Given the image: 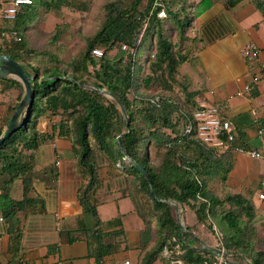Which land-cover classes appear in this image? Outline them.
<instances>
[{
  "label": "crops",
  "instance_id": "0c3cea01",
  "mask_svg": "<svg viewBox=\"0 0 264 264\" xmlns=\"http://www.w3.org/2000/svg\"><path fill=\"white\" fill-rule=\"evenodd\" d=\"M87 1L42 6L40 28L55 30L60 24L57 15L71 12L81 24ZM190 1L193 16L187 37L175 41L180 62L173 87L196 105L215 107L230 119L236 127L237 146L264 153V14L253 0L234 5L230 0H209L210 5L203 9L198 6L201 0ZM8 2L0 0L3 6ZM14 25V20L0 15V33ZM248 42L259 47L253 60L245 56ZM23 95L24 89L18 85L0 93L3 131ZM42 104L46 112L40 115L39 129L53 136L18 155L16 164L29 163L31 170L11 175L10 170L17 171L15 166L0 156V215L4 217L0 220V264H96L101 238L103 264H125L126 260L142 264L144 253L157 244L162 232L158 221L151 222L146 216L148 203L128 187V174L117 166H104L99 172L101 183L91 193L97 217L87 212L79 198L84 178L73 143L56 129L62 109L55 105L53 94L44 96ZM229 154V173L224 180L214 178L208 188L222 199L234 194L248 198L254 205L255 221L263 223L264 161L239 150ZM178 204L182 223L195 240L193 247H220L219 237L198 221L196 211ZM61 210L68 215L58 219ZM146 221L152 226L147 243ZM153 264L166 262L158 256Z\"/></svg>",
  "mask_w": 264,
  "mask_h": 264
},
{
  "label": "trees",
  "instance_id": "16d2710c",
  "mask_svg": "<svg viewBox=\"0 0 264 264\" xmlns=\"http://www.w3.org/2000/svg\"><path fill=\"white\" fill-rule=\"evenodd\" d=\"M175 1L164 0L165 10L166 13L174 17L177 26L181 28L178 38V41H181L187 37L186 31L191 24L193 14L191 13L192 16L183 20L178 15L180 12L172 10L170 4ZM177 1L186 2V0ZM239 1L230 0V5ZM253 1L264 14V0ZM145 2V10L140 11V7ZM153 2L154 0H132L129 5L122 1L110 4L103 27L89 39L88 50L82 66L86 73L90 68L95 70L92 76L96 81V88L107 89L122 100L128 112L129 130L126 128L118 103L114 99L107 98L97 89L81 86L79 83L82 82L79 76L71 75L77 82L70 78H62L59 71H51L50 74L39 77V71L36 69L33 80L35 100L29 117L21 128L0 144V156L8 164L12 163V166H15L16 172H12L8 168L11 175L31 170L33 165L30 167L29 163L16 164V162H20L18 155L23 149L36 148L41 142L53 136L48 132L40 131L39 121L36 120L38 111L40 115L46 112V108L41 106L42 99L44 96L53 94L54 103L62 109L63 115L56 125L58 134L67 136L72 141L82 175L88 176V183L83 185L79 191L81 204L87 212L97 217L96 203L91 198V193L99 185L96 180L94 164L91 161L92 139L114 162L119 160L123 163L126 162L125 153L120 148L122 147L128 156L142 164L150 174L155 193L152 192L151 185L144 174L137 169L133 162L129 167L122 166L123 170L128 171L129 168L136 174L139 190L142 193L147 192L152 198L153 205L150 208L154 210L152 216H155L164 230V234L160 235L157 244L144 253L142 264H153L161 250L169 242L171 246H177L183 251L181 256L185 264H213L217 260L209 252L193 247L195 240L191 239V233L181 231L176 211L166 200H176L184 208L186 206L193 208L199 222L209 223L210 219L213 225L216 224L219 229L216 227L217 230L214 228V231L219 237L220 247L223 246L232 253V264H247L245 256L250 258L251 264H264V250L254 251L253 249L252 242L255 234L253 222L256 217L253 203L241 194L230 195L222 199L208 188L214 178L221 177L224 180L229 173L231 168L229 151L233 150L222 152L219 147L201 143L199 138L193 134L180 139L183 124L187 123L188 119L193 116V110L199 108L200 105H196L189 96L179 93L173 87L174 73L180 60L176 51L177 43L172 42L165 31L167 26L164 17H159L158 12L150 17L135 57L122 49L123 44L136 45ZM209 5V0H201L198 3L202 9ZM2 6L0 5V9ZM182 6L181 9L185 11L186 8L184 5ZM20 10L21 8L16 18L12 19L15 21V25L8 30L16 31V36L20 39L0 35V54H8L18 61H23L26 58L24 48L27 43L23 41L20 29L32 18L30 15L22 14ZM0 30L2 29L0 28ZM148 36H150L149 41H147ZM147 46L150 50L148 56L144 60L140 59L141 51L145 50ZM94 48H101L104 55L95 58L91 55ZM114 49L117 51L112 55L111 52ZM23 65L28 74L32 75L27 66ZM146 69H149L151 73L146 75ZM145 75L146 78L143 77ZM155 79L166 80L167 86L164 89L146 90L143 93L141 84L145 81V85H148ZM0 82L4 84L1 90L9 89L15 85L24 89L21 81L12 77H0ZM157 95L160 96L159 104L149 105L147 100ZM138 102L146 104L141 110L145 114V118L149 119L150 123L148 124L158 123L157 128L147 132L148 135H146V127H136L134 108L139 109V107H135ZM18 104L19 102L15 104L14 108ZM148 107L150 110H147ZM69 111L71 115L68 114ZM3 132L1 127L0 136ZM119 136L121 145L117 143ZM74 137L78 140L77 142ZM234 143L236 145V141ZM152 144L158 147L160 153L151 152ZM161 149L164 152L162 155ZM221 207L224 209L220 214ZM150 209L146 208V216ZM241 214L244 215L245 223L240 220ZM219 219L225 222L218 224ZM213 225L209 224L208 227L211 229ZM150 236H152L151 222L146 221V243ZM100 237L99 235L98 238ZM103 244L102 238L100 241L98 240V250L95 253L96 264H103Z\"/></svg>",
  "mask_w": 264,
  "mask_h": 264
},
{
  "label": "rangeland",
  "instance_id": "374dc122",
  "mask_svg": "<svg viewBox=\"0 0 264 264\" xmlns=\"http://www.w3.org/2000/svg\"><path fill=\"white\" fill-rule=\"evenodd\" d=\"M74 0H35V4L31 6L30 8H27L29 6H24L21 8V13L24 15H30L31 20H28L25 23V27L20 29L21 35L23 36V41L27 43V45L24 48L25 59L21 61L23 64L27 66V69L29 72L34 76L36 73V69L39 71L38 75L39 77L45 76L47 74H50L51 71H59L62 75L61 76H71V75H77L81 79L80 81L86 85V88H90V86L95 87L96 81L94 80L95 70L91 69L89 72H84L82 69V66L84 65L85 55L88 50V42L89 39L92 38L104 25L108 11H109V5L112 3H119V1H122L126 5H129L132 0H88L85 4V11L86 14L80 15L81 19L83 20L81 24L79 23L78 16L76 14H73L72 12L70 14H59L57 15L58 20L60 21V24L55 30L46 31L42 30L40 28V24H42L41 21H44V14L39 12L40 8L43 9L42 6L46 5H61V3H71ZM10 4L9 2L7 3ZM75 4V3H74ZM2 6V4H0ZM173 11L180 12L178 15L183 20L187 19L189 16H192V12L190 10V6L192 5V2L189 0H186V2L181 1H175L172 4H170ZM186 8V10H182L183 7ZM141 6V5H140ZM47 7V6H46ZM146 2L140 7V11L145 10ZM190 13V14H189ZM192 13V14H191ZM167 16H164V22L166 23V33L168 37L172 40V42L177 41L181 32V28L177 26V23L174 19V17L170 16L168 13H166ZM56 16V15H55ZM150 36L147 37V41H149ZM1 44V41H0ZM104 49V48H103ZM117 49V47H116ZM114 49L111 54L114 55L117 51ZM149 46L143 51H141V58L145 59V57L149 54ZM92 55V54H91ZM146 75L149 73V69H146ZM151 73V72H150ZM146 75L143 76L146 78ZM6 77V76H4ZM159 78V77H158ZM67 79V78H66ZM167 86L166 80H160L155 79L152 80L148 85H145V81L141 84V89L143 90V93L149 90L155 91L159 89H164ZM2 87H4V84L0 82V93L2 92ZM133 96V94H132ZM107 98L112 99L110 96L106 95ZM43 106V104L41 105ZM146 104L144 102L136 103L135 107H139V109H135L136 111V117H135V124L136 127L143 128L146 127V135H148L147 132L149 130H154L158 127V123H152L148 124L150 122L148 118H145V114L141 110L143 107H145ZM149 108V107H148ZM147 110H150V108ZM72 111V110H71ZM122 112V111H121ZM70 111H69V113ZM69 115V118L71 116ZM36 120L41 122L39 111L37 112ZM35 121V120H34ZM125 121V120H124ZM126 124V122H125ZM127 128V126H126ZM75 141L77 142L76 138L74 137ZM120 139V136L117 138ZM93 146V152L91 155V161L94 164V170L96 171L97 178L96 180L98 183H101L99 172L100 169L104 166H117L118 169L123 171L124 173H128L127 181H128V187L132 191H134V194L141 198L144 201V204L148 203L147 208H151L153 205L152 198L150 195L146 192H141L138 187V180L136 178V174L129 170H123L122 166L126 165L129 167L131 160L127 159L125 163L122 161L114 162L110 156L104 152L102 149L99 148V146L96 144V142L92 139L91 141ZM119 145L120 142L118 143ZM152 150L151 152L156 153L158 152V147L155 144H152L151 146ZM161 155L164 153L161 149ZM160 153V151L158 152ZM120 165L118 166V164ZM81 170V168H80ZM83 185H86L88 183V176L84 177ZM97 188V187H96ZM145 193V194H144ZM173 207L174 205L171 204ZM226 207V206H225ZM175 209V207H174ZM224 209V207L220 208V214L221 211ZM146 212V211H145ZM154 214L153 208L150 209L148 213V218L152 222V220H156L155 216H152ZM243 214V213H242ZM240 215V220L242 223H245L246 220L244 218V215ZM218 219V217H217ZM209 223H206L208 226L209 224L213 225L211 220H208ZM225 222L224 220L219 219V223ZM158 224V222H157ZM156 224V226H157ZM223 224V223H222ZM253 230L255 231L254 237H253V249L254 251L257 250H264V238L261 236L264 235V222H253ZM158 229L162 232L161 234H164V230L158 224ZM219 229V227H217ZM210 232H213L214 234V226L210 229L208 227ZM217 230V229H216ZM217 232V231H216ZM160 235L158 236V240L160 238ZM217 235V234H216ZM174 246L170 245V242L164 246V248L161 250L159 256L164 259L166 264H169V259L164 257L163 250L165 248H173ZM177 247V246H176ZM178 248V247H177ZM250 261V258L248 256H245V262L248 263Z\"/></svg>",
  "mask_w": 264,
  "mask_h": 264
},
{
  "label": "built area",
  "instance_id": "2783aa9c",
  "mask_svg": "<svg viewBox=\"0 0 264 264\" xmlns=\"http://www.w3.org/2000/svg\"><path fill=\"white\" fill-rule=\"evenodd\" d=\"M34 4V0H10L9 5L2 6L0 9V15L6 19H15L20 8L24 6H30ZM164 0H154L151 9L147 15V18L144 22L143 28L137 40L135 46H129L127 44L122 45V49L127 51L128 54L136 56L138 53V45L142 42L148 21L150 17L158 12L159 17L166 16ZM2 36L14 37L15 39H20L16 36V31H3L0 33ZM16 36V37H15ZM245 56L249 60H253L258 56L259 47L255 42H248L245 46ZM92 55L95 58H100L104 55V52L101 48H94L92 50ZM256 77L255 79H257ZM247 91L251 89L249 85L246 86ZM160 102V96L151 97L147 100L149 105H156ZM193 116L188 119L186 124H183L180 139L189 137L190 135H195L199 138L200 142L212 147H219L226 150H239L253 158H259L264 161V153L257 149L243 148L237 145H234L236 139V127L231 122L230 119L223 117L215 107H208L201 105L199 108L193 110ZM262 130H260L261 132ZM260 197L264 198V191L260 193ZM68 214L63 210L57 213L58 219H62ZM4 217L0 215V220H3ZM216 229V227L214 226ZM221 248L225 249L223 246ZM226 250V249H225ZM227 251V250H226ZM183 251L177 247L165 248L163 250V256L169 259V264H185L184 259L182 258ZM230 253V252H229ZM217 260L213 264H232L226 261L222 256L214 255ZM125 264H130V260H126Z\"/></svg>",
  "mask_w": 264,
  "mask_h": 264
},
{
  "label": "water",
  "instance_id": "95a60500",
  "mask_svg": "<svg viewBox=\"0 0 264 264\" xmlns=\"http://www.w3.org/2000/svg\"><path fill=\"white\" fill-rule=\"evenodd\" d=\"M4 76H13V77L17 78L18 80H20L24 86V95H23L22 99L20 100L18 106L16 107L15 111L13 112L9 123L6 126L5 131L0 136V144L2 142H4L6 139H8L15 131H17L19 128H21L24 125V123L27 121V119L29 117L31 107H32L34 100H35V92H34V84H33V80L35 79V75L33 76V75L28 74L23 63L21 61H18L16 59L12 58L8 54H0V77H4ZM62 78H70L74 82H77L71 76H62ZM79 84L81 86L86 87V85H84L82 83H79ZM90 88L99 90L101 93L110 96L112 99H114L118 103V105L122 111L124 120L126 122L127 129L129 130L130 126H129L128 112H127V109H126L124 103L122 102V100L115 93H113L107 89H98V88L92 87V86H90ZM119 142H120V140H118V143ZM120 148L125 153L126 159L131 160L135 164L137 169L144 174V176L148 180L149 184L151 185L152 192L155 193V190L152 186L150 174L148 173L146 168L142 164L135 161L132 157L128 156L122 147H120ZM166 201L169 202L170 204L174 205L176 212H177V222H178V225H179L181 231L182 232H188L182 223V217H181L182 212L180 210V206H179L178 202L176 200H166ZM195 248L199 249L201 251H204V252H209L212 255L222 256L229 263L232 262L230 260L231 253H229L228 251H226L225 249H223L221 247L205 246V247H195ZM248 263L251 264L250 261ZM239 264H243V263H239Z\"/></svg>",
  "mask_w": 264,
  "mask_h": 264
}]
</instances>
